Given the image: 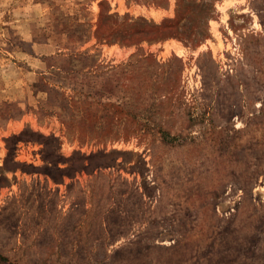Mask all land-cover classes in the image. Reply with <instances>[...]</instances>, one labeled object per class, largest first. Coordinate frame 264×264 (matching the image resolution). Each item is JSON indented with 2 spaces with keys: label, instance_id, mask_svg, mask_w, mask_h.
<instances>
[{
  "label": "rangeland",
  "instance_id": "rangeland-1",
  "mask_svg": "<svg viewBox=\"0 0 264 264\" xmlns=\"http://www.w3.org/2000/svg\"><path fill=\"white\" fill-rule=\"evenodd\" d=\"M0 264H264V0H0Z\"/></svg>",
  "mask_w": 264,
  "mask_h": 264
}]
</instances>
